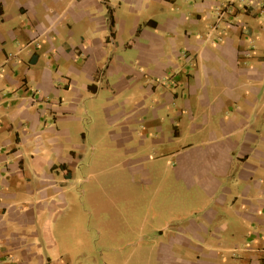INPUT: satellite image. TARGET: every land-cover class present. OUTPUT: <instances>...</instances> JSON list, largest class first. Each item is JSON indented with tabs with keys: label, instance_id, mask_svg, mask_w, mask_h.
<instances>
[{
	"label": "crops",
	"instance_id": "obj_1",
	"mask_svg": "<svg viewBox=\"0 0 264 264\" xmlns=\"http://www.w3.org/2000/svg\"><path fill=\"white\" fill-rule=\"evenodd\" d=\"M0 264H264V0H0Z\"/></svg>",
	"mask_w": 264,
	"mask_h": 264
}]
</instances>
